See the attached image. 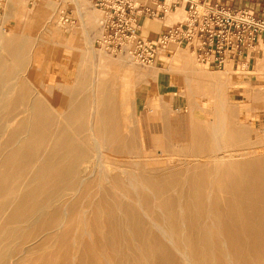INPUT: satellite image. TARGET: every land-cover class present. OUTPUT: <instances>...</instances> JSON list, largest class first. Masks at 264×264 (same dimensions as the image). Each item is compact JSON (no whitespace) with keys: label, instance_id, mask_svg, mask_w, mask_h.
Listing matches in <instances>:
<instances>
[{"label":"bare ground","instance_id":"bare-ground-1","mask_svg":"<svg viewBox=\"0 0 264 264\" xmlns=\"http://www.w3.org/2000/svg\"><path fill=\"white\" fill-rule=\"evenodd\" d=\"M63 1L75 3L74 0ZM21 3L22 0H7L5 3L6 10L18 13L17 7ZM35 6L36 11L39 9V11H43L44 9L38 1ZM52 12L53 10L45 12L51 14L50 19H52L53 28L50 31L55 34H59L62 30L74 31L69 36L68 42L63 45V48L64 46L67 47L71 53L72 61L76 62L80 59L84 62L90 61V57L95 56L94 53L96 52L94 51L93 38L104 34L101 25V14L94 10L89 11L83 19L81 17L78 19L79 25L74 22L72 29H68L66 25L58 21L57 17L52 15ZM84 27H88L92 33L88 34ZM77 32L80 34L81 38H79L81 40L76 36H79ZM40 41L45 44L42 61L46 66L44 67L45 72H48V65L46 64L52 59L51 53L53 52L50 47L51 41L46 37L41 38ZM74 42L82 43L79 46L81 49L79 53H73L72 51ZM53 43L61 45L58 40L53 41ZM29 50L26 49V42L21 36L10 34L7 37L3 32V27L0 26V102H7L4 104V108H6L9 107L13 99L14 108L20 109L19 113L16 114L17 117L14 116L13 122L7 124L0 135V151L3 144H10V135L15 130H25L26 135L23 137L25 142L21 146V151L27 164L31 160L29 152L32 150L34 142L41 145L44 150L48 148L43 157L41 156L40 162L36 166L32 165L35 166L33 174L37 177L32 176L41 182L42 188L46 184L43 185L45 180L53 175L56 181L53 186H55V191H60V197L54 198L48 195L39 201L35 192L26 191L20 200L21 204L14 207L13 211L7 216L9 221H19L20 224L21 222H27L23 227L14 229L13 233L19 240L29 238L28 241L31 239L34 243L33 246L21 247L18 252L19 264L25 263V259L27 260V257H29L28 252L34 254L40 251L41 253L39 249H41L44 241L38 242V239H36L40 233L46 230L48 234H53L52 236L56 238L67 217L69 218L70 211L79 212L78 209L83 207L92 209V214L89 218H86L88 223L92 224L96 233L95 241H92L96 242L98 247L100 242L103 243L106 252H109V254L107 253L108 256H112L113 260L111 262L114 264H188L187 262L192 259L200 264H264V154L260 153L264 151V148L261 144L260 146L257 144L251 133H246L244 128L238 126V138L243 139L246 152L238 153L235 149H231L227 154L216 153L215 157L208 160L209 162L205 161V163L188 162L187 158V162L183 161L178 168L171 167V165L167 166L168 164L160 168L150 167L148 159L140 161L130 157L131 154L129 155V153H132V146L124 139L123 128L119 124V116L124 121L126 115L122 107L124 104V90L121 89V85L119 86L114 81L115 73L118 70L116 61L111 57L102 58V54L106 53L103 50L99 51L97 62H89L92 65L91 72L87 69L89 66L85 67L83 65L85 69H83L79 81L70 91L72 95L69 102H67L68 106L65 107L66 109L71 107L76 93H83L85 89L87 91L89 89L90 95L84 98V104H80L84 110L68 112L64 108L65 111H54L52 108L56 106L55 96L46 94L36 88L35 85L34 89L36 91L31 92L33 88L29 83L34 84V82L26 79V74L22 69V63L26 57L33 59L34 52ZM3 54L7 55V60H9L8 57L13 58L16 61L15 64L5 65L1 61ZM126 54L130 55L129 50L126 51ZM56 62L61 75L66 69V64L62 61ZM102 63L108 66L107 72L103 74V80L100 77ZM228 65L233 68L232 64ZM38 66H40V63ZM34 71L33 69L32 73H35ZM89 74L90 76H88ZM8 75L15 76L16 80L11 83L9 88H4L5 76ZM215 83L218 84V91H222L225 86L223 82L216 81ZM5 93L7 95L11 94V97L7 96V99H5V96H3ZM124 94L126 95V93ZM228 97L226 94L225 102L230 103ZM225 102L218 98L217 106L220 121H218L217 128L213 131L212 136L209 134V137L203 136L201 138V141L198 142V150L208 149L207 145L210 143L213 147L220 149L227 145L230 146L235 140V137L233 138L234 134L232 135L225 128L222 114L226 112L236 113L241 108L236 111L235 106L233 107L230 104L228 111H222L221 106ZM248 104L250 107L264 108V101L247 102ZM15 124L16 128L14 127ZM36 124H38V127H36ZM235 127L237 126L235 125ZM198 133L197 135H200ZM259 142L261 141L259 140ZM39 150L41 151V149ZM12 151H15V148L10 152L12 153ZM111 155H115V157ZM121 155L124 157L118 158ZM0 156L4 161L8 159V156L4 155L3 152H0ZM58 179L59 181L62 179L63 182L57 184ZM104 181L108 182L109 186H102ZM14 183L16 184L15 181ZM7 187L6 183L0 181V192ZM83 187L87 195H99L97 200L93 198L87 204L80 203L79 197L73 200L77 192L80 193ZM15 190L17 191V189ZM115 191L123 192L130 199L127 201L117 200V202L108 199V196H113ZM45 194L47 193L45 192ZM56 201H58V204H55ZM38 202L40 204L46 202L52 207L50 206L51 209L42 222L38 225H36L37 223L30 224L32 221L29 222V220H31L32 214L22 210V207L27 210L28 206ZM60 204L63 205V216H60ZM6 205L5 203L0 204V210H3ZM102 212L103 215L105 214L104 218L100 215ZM158 223L167 226L171 230L170 232L167 231L166 240L163 238L165 233L157 225ZM73 228L75 227L73 226ZM88 230L90 232V229ZM184 230H187L186 235L183 234ZM7 231L9 230L7 229ZM78 233L80 232L78 231ZM12 234H10V237ZM175 239L176 242H174ZM10 241L9 244L5 243L3 247H0V264H3L2 260H5L11 252ZM90 242L86 238L83 240L84 252L80 255L81 263L78 264H98L95 260L96 250ZM51 247L53 246L51 245ZM62 248L64 249V246ZM70 251L74 250L71 249ZM53 254L54 252H50L48 259ZM45 257L47 255H44L40 264L48 263H46L47 259ZM87 258L89 259L88 263L84 262ZM75 263L74 256H68L60 264Z\"/></svg>","mask_w":264,"mask_h":264},{"label":"rangeland","instance_id":"rangeland-1","mask_svg":"<svg viewBox=\"0 0 264 264\" xmlns=\"http://www.w3.org/2000/svg\"><path fill=\"white\" fill-rule=\"evenodd\" d=\"M82 1H83L82 4H79L82 6V8H84L86 4H88L91 7L93 6L90 0H82ZM32 2L33 0L28 1V3H27V0L24 2L22 0V3L20 4V6L17 7L18 13L6 10V4H5L4 6L5 13L2 17V20L0 21V26L3 27V32L5 35H7V37L10 34L14 36H21V38H23L26 42V49L33 50L34 52L33 59H29L26 57L23 60L22 69L24 73L26 74L25 75L26 79L27 80L29 79L30 82H34V84L29 83V85H31V88H33L31 92L36 91L34 89L36 86V88H38L41 91H44L46 94H51V96L56 97V106L55 108H52L54 111H59V110L65 111L66 110L68 112H71L73 110V112L74 111L80 112L84 110L82 109L81 105L84 104V98L90 95L89 89L88 91L87 89H85L86 91L84 90L83 93H78V94L76 93L75 97L73 98L71 107L67 109L65 107L68 106L67 102H69L70 96L72 95L70 91L73 89L75 84L79 81L83 69L89 66L90 68L88 67L87 69L89 70V72H91L92 65L89 62L93 61L94 63H96L97 59H99V56L97 55L98 52L103 50L105 51L104 53L106 54H102V58L111 57L114 61H116L118 70L115 73L114 81L119 86L121 85V89L124 90L123 92L124 104L122 107L124 110V114L126 115V118L124 119V121H122L119 116V124L123 128L122 133H123V136L125 135L124 139L132 146V153H129V155L131 154L130 157H134L140 161L148 159L150 161V164H149L150 167L160 168L168 164L167 166L171 165V167L175 166V168H178L179 164L182 163L183 161L184 162L191 161V162L205 163V161L207 162L212 157H215L217 154H220V153L227 154L228 151L231 149H235L238 153H243V152H246V149L244 148L243 139L240 137H239L240 139L238 138L239 136L238 126H241L242 128H244V131L246 133H251L252 138L256 139L257 144L259 146L261 144L262 148H264V144H262L264 143V127H263L264 126V110L263 108L261 109L256 106L250 107L249 104L247 105V102L250 103L254 101L256 103V102L264 101V82H262L263 81L262 75L264 73V58L257 59L258 65L252 71L253 75L256 77L258 81L257 82H244L241 79V74H243L247 70L246 62H242L238 70L231 68L230 65H227L225 69L216 70V69L209 68L206 65L200 63L191 51L187 49H178L176 50L175 54L172 57L167 59V63L165 62V64L163 65H159V66L141 65V64L136 63L130 55L126 54V52L114 53L112 50L104 46L101 42L104 34L102 35L100 34L93 38V46L95 49L94 51H96L94 53L95 56H92V58L90 57V61L88 60L87 62H84V60L82 59H80L79 61L73 62L71 59L72 58L71 53L68 51L67 47L64 46L63 48V45H65L68 42L69 36H71L72 32L74 31L69 30L70 35L65 33L68 30H62L59 34L58 33L55 34L53 31H50V29L53 28L52 19H50L51 14L45 13V12L46 11L51 12L53 10L52 15L57 17L58 21H61L63 25L67 26L68 29H72L73 27L72 25L74 24L66 23V21H64L62 17L66 13V7L69 5L75 6V3H68V2H64L63 0H43V3H42V6L44 7L43 11H39L40 9L36 11L35 9L36 6L35 4H32ZM92 8L93 10L99 12L101 14V17H103L102 12L100 10L96 9L94 6ZM177 12H178L177 14L172 16L171 21H167V20L166 21L168 23H172L176 21L178 18H181L184 16V11L182 9L180 10L178 9ZM35 13L37 14L43 13L47 21L46 20H35ZM24 18L26 19L23 20ZM27 18H30L31 21L28 20ZM9 20H10V23H8ZM76 23L78 25L80 24L79 21ZM21 24H23L25 27H22ZM77 34L79 33L77 32ZM76 36L79 38L80 34L79 36L78 35ZM44 37L48 38L51 41L50 47L52 48V51L54 52V53L53 52L51 53L52 59H50L48 63L46 64L48 65V70H47L48 72H45L44 67L46 66H44L43 61H42V56L44 55L45 44L44 42L40 40L41 38H44ZM57 40L61 43V45L53 43V41H57ZM80 44L74 42V44L72 45L73 53L80 52L81 50L79 47ZM61 48L63 49L62 51H61ZM161 58H166V57L162 56ZM8 59L9 60H7V55L3 54L1 61L5 65L15 64L16 61L13 58L8 57ZM56 61H62L66 64V69L65 71H63L61 75L59 74L60 72L56 65L57 63ZM39 63H40V66H38ZM101 68L102 69H101L100 77L103 80V74L107 72L108 66L107 64L102 63ZM33 69L35 70L34 71L35 73H32ZM185 72H188V73H185ZM196 72L197 74H195ZM29 73L30 74L32 73V74L30 75ZM158 75H161V76L167 75L168 80H170V85L167 87V90H166V93H169V94L160 95V98L158 100L153 101L154 98L151 92L149 105L147 106L145 110L141 111L140 104L134 97V93H133L134 87L137 83H139L142 80L147 81L151 84H154V76H158ZM88 76H90V74ZM5 80H6V83L4 85L5 86L4 88H9L11 83H13L16 80V77L12 75H8V76H5ZM216 81H221L225 85L222 88V91L221 90L218 91L219 88L217 86L218 84L215 83ZM126 86L127 87L129 86L128 87L129 89ZM176 90H178L180 93L184 95V101L181 104L175 103L174 105H172L170 101V98L172 96L171 92L176 91ZM124 93L128 95L126 96ZM52 94H55V95H52ZM226 94L229 96L228 100L230 103L225 102ZM3 96H5V99H7V96L11 97V94L7 95L5 93V95ZM80 96H82L81 100H80ZM218 98L221 99L222 102H225L224 104L222 103V106H221L222 111H228V107H230V104L233 107L235 106L236 111L241 108L239 111H237L238 113L237 112L236 113L226 112L222 114V120L224 122V126L230 133H232V135L234 134L233 138L235 137V140H233V143L230 144V146L227 145V146L221 147L220 149L213 147L212 144L210 143L209 145H207L208 149L206 148L204 149L205 151L198 150L199 149L198 142L201 141V138L203 136L209 137V134L210 136H212L213 131H215V129L217 128L218 121H220L218 106H217ZM5 103L7 102H4V101L0 102V105H2L0 107V135L2 134L3 130H5L7 124L13 122L14 116H16V114H18L20 111L19 108H14L15 103L13 99L11 100L9 107L4 108ZM78 105L79 107H77ZM75 107H77V109H75ZM244 107L245 108L248 107L249 109L248 108L245 109ZM259 113H262V114L259 115ZM234 124L237 127H235ZM14 127L16 128V124L14 125ZM36 127H38V124H36ZM233 129L236 131H234ZM196 132L197 133L199 132L198 134L202 136L197 135ZM25 135H26L25 130H15L10 135V138H9L10 144L9 145L3 144L2 150L0 151L1 153L3 152L4 155L8 156V153L13 148H15V151H12V153L10 152L11 154L9 153L7 160L4 161L3 158H1L2 156H0V177H1L0 181H2V183H6L8 186L4 191L0 192V200H1L0 204L2 203L7 204L3 210H0V247H3L5 243L9 244V241L11 240L10 241V246H11L10 251L11 252L5 260L4 259L2 260L3 264H19L18 263L19 262L18 252L21 249V247H24V246L28 247L30 245L32 246L34 245V243H32L33 240L30 239V241H28L29 238H27L26 240L25 239L19 240V238H17L15 233H13L14 229L23 227L24 225H26L27 222L26 223L21 222L20 224L19 221L13 222V221H9L7 218L9 213L13 211L14 207L21 204L20 200L22 198L23 193L26 191H33L35 192L36 197L39 198V201H41L44 197L48 195L53 196L54 198L60 197L59 196L60 191L59 190L55 191V186H53L56 182L53 175L48 178L49 180L51 179L50 181L48 179L45 180V182L43 183V185L46 183L44 185L45 187L42 186V188H41V182L37 181L38 179L37 178L35 179L32 176L34 175L33 168L36 166V164L40 162L41 156L43 157V155L48 151V148H46L45 149L46 151H45L41 145L36 144L34 142L32 150L29 152L31 160L27 164V162H25L24 156H22L23 154L21 151V146L25 142V139L23 138ZM259 140L262 143L259 142ZM236 144L238 145V147ZM18 148L19 150H17ZM39 149H41V151ZM209 149L212 150L214 153L210 151ZM260 153L264 154V151ZM112 157H115V155H113ZM122 157L124 156L122 155L118 156V158H122ZM32 165H35V166H32ZM12 176L14 177L12 178ZM21 177H24V178H21ZM14 181L16 182V184L14 183ZM57 181H58L57 184H61L63 182L62 179L60 181L58 179ZM47 184L49 185L52 184V185L49 186ZM46 186L49 190L46 188ZM102 186H109V183L104 181L102 183ZM51 187H53L54 190H52L53 188ZM23 188L25 189L22 191ZM12 189L13 191H11ZM15 189H17L18 192ZM82 190L80 193L77 192L73 200H76L79 197L80 203L83 202L84 204L85 203L87 204L89 200L91 201L93 200V198L97 200V198L99 197V195H94V196L87 195L84 192V187ZM45 192L47 194H45ZM81 193L82 195H80ZM2 197H5V198H2ZM108 199L114 200L117 202V200L127 201L130 198L128 195L124 194L121 191H115L113 196H108ZM56 203L58 204V201H56L55 204ZM41 204L40 202H38L37 204H31L30 206L27 207V210L23 209L24 207H22V210L29 212V214H32L30 218L31 220H29V222L32 221L30 224L37 223L36 225H38L40 222H42L52 207L46 202H43ZM59 209H60V216H63V205L62 204H60ZM33 210L35 212H32ZM78 210L80 214L79 212L70 211L69 218L70 217L71 218L69 219L67 217V220H69V222H67L66 220V222L63 225L64 229L62 226L56 238L52 236L53 234H48L46 230L40 233L39 236H37L38 238L36 239H38V242H40L41 240L44 241L41 246V249H39L41 250V253L40 251H37L35 253L33 252L34 254H32L31 252H28L29 257H27V260L25 259L24 262L26 264H32V263L40 264V261L44 257V255H47L45 259L48 260V261L46 260V263L48 262L49 264H52V262L53 264L54 262H56L55 264H60L68 256H74V260L76 262L75 264L81 263L80 255L82 254V252H84L83 249L85 246H83L84 245L83 240L86 238V240L91 241L90 244H92L94 246V249L96 250L95 260L98 264H102L103 262H104L103 264L105 263L114 264L113 262H111L113 260L112 256H108L109 252L108 251L106 252L103 243L100 242V246L98 247L97 243L93 242L95 241L94 238H96V233H95V230L92 224L90 225L88 223V219H86V218H89L90 215L92 214V209L83 207V208H79ZM100 215L103 218L105 217V214L103 215V212L100 213ZM75 216H76V220H75ZM38 219L39 221L37 222ZM157 225L163 229V232L165 233L164 234L162 232L164 234L163 238L164 240H166L165 238H167L168 232H170L171 230H169L168 227L164 226L163 224L158 223ZM73 226L75 228H73ZM81 226L83 228H80ZM86 227H89V228H86ZM7 229L9 231H7ZM88 229H90L91 233L89 232ZM78 231L80 233H78ZM10 234H12L11 237H10ZM183 234L186 235L187 230H184ZM12 238H13V241H12ZM78 238L80 239L79 240L80 242L78 241ZM61 240L62 242H60ZM174 242H176V239L174 240ZM67 243H70V244H67ZM51 245L53 247H51ZM63 246L66 251L63 248L61 249V247ZM74 247H77V248L75 249ZM71 249L74 251H70ZM97 251H99L100 253ZM50 252H54V254L52 255L53 257L51 256L50 259H48V254ZM59 258L61 259L58 260ZM36 259L37 260L39 259V260L37 261ZM192 260L188 261L187 263L196 264L197 261H194V259ZM88 261L89 259L87 258L84 262L88 263ZM108 261L111 263H109ZM197 264H200V263L197 262Z\"/></svg>","mask_w":264,"mask_h":264},{"label":"built area","instance_id":"built-area-1","mask_svg":"<svg viewBox=\"0 0 264 264\" xmlns=\"http://www.w3.org/2000/svg\"><path fill=\"white\" fill-rule=\"evenodd\" d=\"M90 1L103 15L102 44L114 53L129 50L132 59L141 65L165 64L178 49L191 51L200 63L216 70L264 58V2L252 8L181 0L188 2L182 7L184 16L168 23L165 18L181 6L176 0ZM5 2L0 0V21ZM148 17L163 24L154 37L141 31L143 19ZM62 18L70 21L68 15Z\"/></svg>","mask_w":264,"mask_h":264},{"label":"crops","instance_id":"crops-1","mask_svg":"<svg viewBox=\"0 0 264 264\" xmlns=\"http://www.w3.org/2000/svg\"><path fill=\"white\" fill-rule=\"evenodd\" d=\"M26 0H23V2ZM30 0H27V3ZM38 1L39 4L43 3V0H33L32 4H36V2ZM177 2H179L181 4V6H178V9H182V7H186L188 5V2H183L181 0H176ZM199 1H206L207 3H215V2H224L227 3L231 6L234 7H242V6H248V7H254L257 8L259 6V4L261 2H264V0H199ZM82 0H76L75 1V6L73 5H69L66 7V13L65 15H68L70 17V21H66V23L72 24V23H76L78 22L80 19V17L83 19L88 11H93V6H89L88 4H86V6H84V8L80 7L79 4H82ZM30 4V3H29ZM92 4V3H91ZM171 8H173V4H170ZM80 7V8H79ZM177 9V11H178ZM183 10V9H182ZM95 11V10H94ZM171 12L169 13V15L165 18V20L167 19V21H171L172 16L177 14L178 12ZM35 13V20H46L45 15L43 13ZM77 14V15H76ZM79 16V17H78ZM13 17V16H11ZM26 18H24L23 20H25ZM28 20H30V18H27ZM22 20V19H20ZM165 21V22H167ZM8 23H10V20L8 21ZM22 27H25L23 24H21ZM163 28V24L161 22H158L154 19L151 18H145L143 19V28H142V33L148 37H154L161 29ZM84 30L89 33H92L91 30H89L88 27H84ZM66 33L68 35H70V31H66ZM78 45V44H77ZM247 66H246V71L241 74V79L244 82H257L258 80L256 79V77L253 75L252 71L253 69L256 68V66L258 65V61L255 59H248L247 60ZM159 65H163V64H157L155 66H159ZM240 67V66H239ZM239 67H236L235 65H233V68L238 70ZM82 75V73H81ZM262 82H264V73L262 75ZM170 85V80H168L167 75L165 76H154V84H151L147 81H140L139 83H137L134 87V97L135 99L138 101V103L140 104V110L143 111L147 108V106L149 105V100H150V93L152 92L153 98L155 97L154 101L158 100L160 98V95H166L169 93H166L167 87ZM166 88V89H165ZM172 96L170 98V101L172 103V105H174L175 103L181 104L184 101V95L182 93H180L178 90L176 91H172ZM264 110V108H263ZM262 113H259V115H261Z\"/></svg>","mask_w":264,"mask_h":264}]
</instances>
